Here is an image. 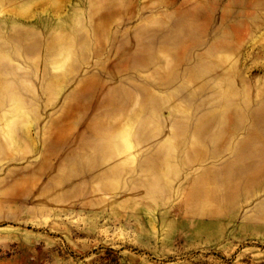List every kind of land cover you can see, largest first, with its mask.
<instances>
[{
	"label": "rangeland",
	"instance_id": "374dc122",
	"mask_svg": "<svg viewBox=\"0 0 264 264\" xmlns=\"http://www.w3.org/2000/svg\"><path fill=\"white\" fill-rule=\"evenodd\" d=\"M0 264H264V0H0Z\"/></svg>",
	"mask_w": 264,
	"mask_h": 264
},
{
	"label": "bare ground",
	"instance_id": "6f19581e",
	"mask_svg": "<svg viewBox=\"0 0 264 264\" xmlns=\"http://www.w3.org/2000/svg\"><path fill=\"white\" fill-rule=\"evenodd\" d=\"M105 148H104V150H105V152H104V155H109L111 152H115L116 151V153H117V149L115 148V147H112L110 144H106L105 146H104ZM115 149V150H114ZM119 153V152H118ZM117 153V154H118ZM17 186V185H16Z\"/></svg>",
	"mask_w": 264,
	"mask_h": 264
}]
</instances>
